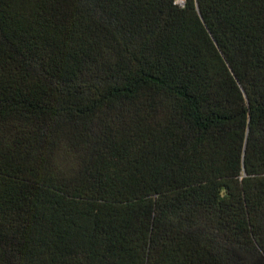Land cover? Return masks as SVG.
<instances>
[{"label": "trees", "instance_id": "trees-1", "mask_svg": "<svg viewBox=\"0 0 264 264\" xmlns=\"http://www.w3.org/2000/svg\"><path fill=\"white\" fill-rule=\"evenodd\" d=\"M0 264H264V0H0Z\"/></svg>", "mask_w": 264, "mask_h": 264}, {"label": "built area", "instance_id": "built-area-1", "mask_svg": "<svg viewBox=\"0 0 264 264\" xmlns=\"http://www.w3.org/2000/svg\"><path fill=\"white\" fill-rule=\"evenodd\" d=\"M179 3H181V1H179Z\"/></svg>", "mask_w": 264, "mask_h": 264}]
</instances>
